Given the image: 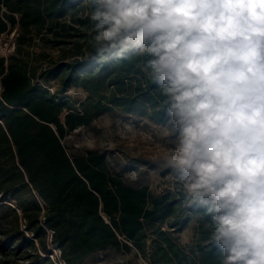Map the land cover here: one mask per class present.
Here are the masks:
<instances>
[{"label": "trees", "instance_id": "trees-1", "mask_svg": "<svg viewBox=\"0 0 264 264\" xmlns=\"http://www.w3.org/2000/svg\"><path fill=\"white\" fill-rule=\"evenodd\" d=\"M73 1L0 0V38L19 30L16 54L0 57V264H54L34 243L46 252L49 231L65 264L132 248L143 257L149 253L148 264H220L212 240L187 252L161 229L149 237L185 201L181 192L155 196L113 176L104 154L72 157L65 148L68 134L114 108L142 117L150 111L160 123L168 118L155 86L141 76L140 58L100 62L91 14L77 18L75 12L72 25L63 20L76 8ZM43 37L57 47L73 45L60 61L39 70L30 49ZM86 45L93 60L83 63ZM53 80L60 85L54 94ZM71 86L88 94L80 113L63 97Z\"/></svg>", "mask_w": 264, "mask_h": 264}, {"label": "clouds", "instance_id": "clouds-1", "mask_svg": "<svg viewBox=\"0 0 264 264\" xmlns=\"http://www.w3.org/2000/svg\"><path fill=\"white\" fill-rule=\"evenodd\" d=\"M90 3L99 61L140 58L158 92L169 189L210 218L220 264H264V0Z\"/></svg>", "mask_w": 264, "mask_h": 264}, {"label": "rangeland", "instance_id": "rangeland-1", "mask_svg": "<svg viewBox=\"0 0 264 264\" xmlns=\"http://www.w3.org/2000/svg\"><path fill=\"white\" fill-rule=\"evenodd\" d=\"M75 9L69 8L63 20L68 25L75 24L73 14L77 18H84L91 14L92 6L89 0H74ZM79 27V24L77 25ZM18 26L10 33H5L0 38V57L9 58L16 54ZM90 34V32H87ZM80 40V39H78ZM84 40H80L82 43ZM72 43L57 47L50 43L46 37L36 39L35 46L30 49L32 58L39 70L47 68L53 61H60L63 52L70 53ZM87 45L84 47V58L79 57L83 63L93 60L88 53ZM38 59V60H37ZM146 77L145 73L142 71ZM51 89L57 90L59 80L50 83ZM113 90L112 88L110 91ZM67 98L72 108L78 113L84 109L88 94L83 88L71 86L63 95ZM68 109L65 110V113ZM64 117V116H63ZM64 120V119H63ZM168 118L157 122L149 115L142 117L128 114L123 108H114L94 119L89 126H81L71 132L64 139V146L72 157L84 156L89 152H99L106 156V164L110 173L121 179L125 184L134 188L148 187L155 196L164 194L178 195L179 191H171L169 185L172 177L166 170H162L155 161L164 155L165 149L171 148V142L165 136V127ZM130 129V130H129ZM202 209L187 207L185 201H180L173 215L163 223L157 224L149 231V237H154L155 230L161 229L171 235L178 243L185 247L187 252L195 250L196 244L202 242L207 245L211 240V227L198 213ZM188 233V237L184 236ZM32 237V235H30ZM184 241V243H183ZM37 253L48 257L54 264H64L60 259V252L52 244L51 236L47 234V251L41 250L39 242L34 241ZM151 242H149L150 244ZM149 253L143 257L132 248L131 252H117L114 249L100 252L91 256L84 264H148ZM20 264H36L34 259L23 260Z\"/></svg>", "mask_w": 264, "mask_h": 264}, {"label": "built area", "instance_id": "built-area-1", "mask_svg": "<svg viewBox=\"0 0 264 264\" xmlns=\"http://www.w3.org/2000/svg\"><path fill=\"white\" fill-rule=\"evenodd\" d=\"M49 91H50V93H52V94H54L55 93V90H53V89H49ZM49 235L51 236L52 235V232H50L49 231ZM28 237H30L29 235H28ZM56 247V246H55ZM56 249H57V247H56ZM58 250V249H57ZM59 252H60V250H58ZM60 256H61V252H60ZM64 263V262H63ZM65 264V263H64Z\"/></svg>", "mask_w": 264, "mask_h": 264}, {"label": "crops", "instance_id": "crops-1", "mask_svg": "<svg viewBox=\"0 0 264 264\" xmlns=\"http://www.w3.org/2000/svg\"><path fill=\"white\" fill-rule=\"evenodd\" d=\"M184 236H185L186 239H187V237H188V233L186 232V233L184 234ZM183 243H184V241H183Z\"/></svg>", "mask_w": 264, "mask_h": 264}]
</instances>
